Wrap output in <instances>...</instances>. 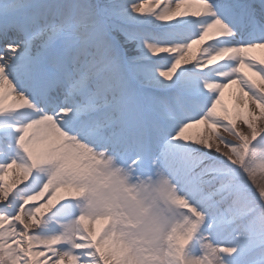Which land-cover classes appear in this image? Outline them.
Instances as JSON below:
<instances>
[{"label": "snow or ice", "instance_id": "snow-or-ice-1", "mask_svg": "<svg viewBox=\"0 0 264 264\" xmlns=\"http://www.w3.org/2000/svg\"><path fill=\"white\" fill-rule=\"evenodd\" d=\"M0 264H264V0H0Z\"/></svg>", "mask_w": 264, "mask_h": 264}]
</instances>
